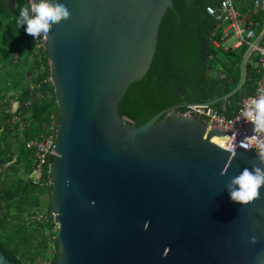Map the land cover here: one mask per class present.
Instances as JSON below:
<instances>
[{"label": "water", "instance_id": "obj_1", "mask_svg": "<svg viewBox=\"0 0 264 264\" xmlns=\"http://www.w3.org/2000/svg\"><path fill=\"white\" fill-rule=\"evenodd\" d=\"M57 2L70 15L43 35L59 110L49 165L58 256L49 264H264V184L246 204L227 187L245 167L264 170L263 156L229 153V133L176 109L138 126L118 113L153 62L173 0ZM263 35L237 86L204 106L240 90ZM0 264L21 263L0 248Z\"/></svg>", "mask_w": 264, "mask_h": 264}, {"label": "trees", "instance_id": "obj_2", "mask_svg": "<svg viewBox=\"0 0 264 264\" xmlns=\"http://www.w3.org/2000/svg\"><path fill=\"white\" fill-rule=\"evenodd\" d=\"M234 2L241 12L254 5V0ZM220 4L221 0H173V9L167 10L160 24L153 62L119 102L120 116L138 126L164 110L183 113L188 105L221 98L237 86L248 45L228 51L212 45L211 39L223 36L227 22H219L206 8L218 9ZM25 6L30 7L31 0H17L12 9L6 0H0V168L8 166L14 170L5 180L0 172V212L5 211L0 214V248L21 264H39L44 259L49 264L58 256L56 232L50 237L44 232L54 228L53 221L48 222L49 226L35 227L24 221L26 215L43 211V197L47 198V213H52L49 172L46 169L43 174V186L31 182L33 153L26 144L45 134L50 115L59 117V110L53 84L48 81L51 74L47 50L43 47L37 52L35 39L25 31L26 25L18 26L16 22ZM263 11L251 13V19H260ZM250 61L246 63V80L240 90L213 106L228 119L237 113L244 97L255 93L259 74L253 64L254 55ZM14 103L17 109L11 113ZM13 116L21 117L22 129L19 123L8 121ZM10 136L13 142L8 141ZM21 167L24 173L20 176Z\"/></svg>", "mask_w": 264, "mask_h": 264}, {"label": "built area", "instance_id": "obj_3", "mask_svg": "<svg viewBox=\"0 0 264 264\" xmlns=\"http://www.w3.org/2000/svg\"><path fill=\"white\" fill-rule=\"evenodd\" d=\"M263 9L264 0H254L253 8L246 12H240L235 7L234 0H221L218 9L212 6L207 7L206 11L216 20L219 22H227V25L223 29V36L220 39H216V37L211 39L212 45L223 51L237 49L244 44L248 45V48L253 46L254 42L252 37L254 36V32L252 27L254 23L251 20V13L256 14ZM213 36H215V34ZM231 39L234 41L229 44L228 42ZM34 42L37 52L43 47L46 48L43 35H41V39H36ZM38 42L41 44L39 45ZM252 54L256 57L255 62L259 73V80L257 82L255 93L242 99L240 108L234 117L228 119L213 107H207L203 104L188 105L183 113H176L175 111L171 113H174L177 116L197 118L206 123L207 126L229 133L231 139L225 148L226 151L233 154L236 148L245 151L254 148V153L262 155V160L264 162V129L256 128L253 121L245 115L247 109L252 106V99L264 95V43H260L254 47ZM48 81L52 83L51 76ZM8 121L13 125L19 123L21 129L24 127L23 121L19 116H13ZM58 121L59 117L56 114H51L47 125L44 127L45 134H43L40 139L31 140L26 144L27 148L32 150L33 153L32 168L29 173V179L34 185L43 186V174L46 169H48L49 172L50 161L55 155ZM29 215L30 216L26 218V222L29 225L44 224L45 226H49L48 222L52 220L54 227L56 226L58 228L55 223V214L53 212L47 213L37 210ZM51 233L53 234V229H48L47 234Z\"/></svg>", "mask_w": 264, "mask_h": 264}, {"label": "clouds", "instance_id": "obj_4", "mask_svg": "<svg viewBox=\"0 0 264 264\" xmlns=\"http://www.w3.org/2000/svg\"><path fill=\"white\" fill-rule=\"evenodd\" d=\"M70 13L64 3H49V0H32L31 6L23 7L17 17V25H26L25 31L35 40L50 31L52 23L67 19ZM252 106L247 109L245 115L253 121L258 129H264V95L252 99ZM264 184V170L255 168H243L233 177L228 187V195L231 201L238 204H246L259 196V188ZM238 185L239 187H234Z\"/></svg>", "mask_w": 264, "mask_h": 264}, {"label": "rangeland", "instance_id": "obj_5", "mask_svg": "<svg viewBox=\"0 0 264 264\" xmlns=\"http://www.w3.org/2000/svg\"><path fill=\"white\" fill-rule=\"evenodd\" d=\"M42 42V41H41ZM43 43V42H42ZM38 44L40 45L41 43L40 42H38ZM249 62H251L250 60H249ZM13 108H12V110H11V113H13V112H15V110L17 109V104L16 103H14L13 104ZM13 140H14V138H13V136H10L9 138H8V141L9 142H13ZM14 149V148H13ZM2 169V171L1 172H3L4 173V176H3V178L2 179H7L6 177L7 176H9V175H12L13 173H14V170L13 169H10L8 166H4L3 168H1ZM24 171V169H23V167H21L20 169H19V175L21 176V175H23V172ZM13 172V173H12ZM4 179V180H5ZM46 199L47 198H45V197H43L42 198V205H41V209L43 210L42 212H47V210H48V206H47V201H46ZM5 211L3 210L2 212H0V214L1 213H4ZM30 215L28 214V215H26L25 217H24V221L26 222V218L27 217H29ZM26 224L28 225V226H33L34 225V227L35 226H37L36 224H28L27 222H26ZM57 227L55 226L54 228H53V232H56V234H57V232H58V228L56 229ZM44 232H46V234H47V230H45ZM47 235H49V237L52 235V234H47ZM35 251L36 252H38V247H36L35 248ZM51 252H49V254H50V256H51V254L53 253L52 252V250H50ZM39 264H47V260L46 259H44V260H40L39 261Z\"/></svg>", "mask_w": 264, "mask_h": 264}, {"label": "crops", "instance_id": "obj_6", "mask_svg": "<svg viewBox=\"0 0 264 264\" xmlns=\"http://www.w3.org/2000/svg\"><path fill=\"white\" fill-rule=\"evenodd\" d=\"M235 3V2H234ZM239 4L238 5H240V2H238ZM242 3V2H241ZM236 7V6H235ZM247 9V8H246ZM238 10H239V8H238ZM247 10H249V8L247 9ZM240 11V10H239ZM241 12V11H240ZM256 14H258V12L256 13ZM256 14H254V15H256ZM252 21H253V32H254V39H253V42H255L256 41V39L262 34V32H263V28H264V11H263V16L260 18V19H258V20H256V16H254L252 19H251ZM258 32V33H257ZM233 39H231L228 43L229 44H231V43H233ZM260 43H264V35H263V37H262V39H261V41L259 42V44ZM252 55H254V54H252ZM252 57V56H251ZM251 57H249L248 59H247V61H249L250 60V58ZM254 57H255V55H254ZM255 60H256V57H255ZM255 62V61H254ZM247 63V62H246ZM254 64V67L256 66V63H253ZM259 74V73H258ZM246 80V79H245ZM243 86V85H242Z\"/></svg>", "mask_w": 264, "mask_h": 264}, {"label": "flooded vegetation", "instance_id": "obj_7", "mask_svg": "<svg viewBox=\"0 0 264 264\" xmlns=\"http://www.w3.org/2000/svg\"><path fill=\"white\" fill-rule=\"evenodd\" d=\"M3 168V167H2Z\"/></svg>", "mask_w": 264, "mask_h": 264}]
</instances>
